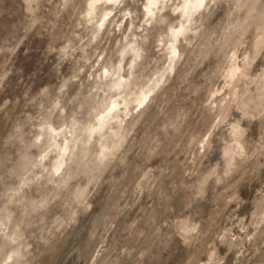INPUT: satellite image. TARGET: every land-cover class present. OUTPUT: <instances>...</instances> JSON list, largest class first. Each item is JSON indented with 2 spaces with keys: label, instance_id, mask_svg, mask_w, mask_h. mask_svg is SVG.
<instances>
[{
  "label": "rangeland",
  "instance_id": "374dc122",
  "mask_svg": "<svg viewBox=\"0 0 264 264\" xmlns=\"http://www.w3.org/2000/svg\"><path fill=\"white\" fill-rule=\"evenodd\" d=\"M90 1L0 0V264H264V0L192 15L172 70L184 0ZM120 66L130 114L89 139Z\"/></svg>",
  "mask_w": 264,
  "mask_h": 264
},
{
  "label": "bare ground",
  "instance_id": "6f19581e",
  "mask_svg": "<svg viewBox=\"0 0 264 264\" xmlns=\"http://www.w3.org/2000/svg\"><path fill=\"white\" fill-rule=\"evenodd\" d=\"M118 1L119 0H91L89 2V10L90 11L93 10L97 5H104V4L107 6L114 7L113 5H115ZM169 1L171 0H147V3L145 4V11H144L147 17L146 21L149 22L150 20H152L155 17L156 9H160L165 4V2H169ZM211 1L212 0H184L183 1V5L181 6V9H180V14L182 17H184V21L181 22L179 27H176L173 30H171L172 31L171 32L172 38L170 41V50H171L170 62L171 63L169 66L171 70L173 69V63L175 61V58L177 57V55H180L181 53L177 42L180 40L181 37H185L187 34L188 28L186 26V23L189 21L192 15H195L199 13L200 11L202 12V10L206 9ZM112 18L113 17H110V15L105 14L103 20L101 19V21L103 22V27L105 26L104 30H107L108 26L111 24ZM126 28L127 26L125 25L123 30L126 31ZM130 52L132 55L136 57V59L139 58V56H141L139 46L135 44H131ZM118 68L114 72H111L110 69L105 67V73L102 72L100 78L102 80L105 78L106 80L111 81L112 88H116L119 91L118 95L122 97V99L121 100L115 99L114 101H112V103H110L109 106L107 107V110H106L107 113L105 112L106 114L105 113L102 114V116L98 119V123H96L97 125L88 127L89 139L93 137L94 134L102 135L104 137V134L107 133L108 130L114 129L113 132L116 133L123 127V122L126 120V117L128 116V114H130V109H129L130 102H128L124 98V96H122V94L125 91V87L128 85V77L121 74L122 66H120L119 69ZM159 82H160V79H158L153 86L148 87L147 89H143L141 94L137 95L136 100L139 102V104L137 103V105L144 104L147 98L151 95V92L154 91V88H155L154 86L158 84ZM115 120L116 121L120 120V124L118 123L117 126H114L113 122ZM57 128L54 127L53 125H50L47 130V134H49L50 136L49 147L52 148V152L54 151V153H56V155L53 158L55 162L52 165V168L54 169V176L56 174H58L59 176L64 173L66 169V165H67V159L69 155L71 154L72 148H73V146H70V140H69L70 137L68 136L69 132L71 131H68L67 127L66 129L60 128L62 130L57 129ZM46 156L47 155H44V157ZM42 160L46 161L44 159ZM44 166H47V165L44 164Z\"/></svg>",
  "mask_w": 264,
  "mask_h": 264
}]
</instances>
